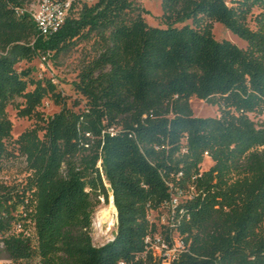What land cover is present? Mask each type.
I'll return each instance as SVG.
<instances>
[{"label": "trees", "instance_id": "trees-1", "mask_svg": "<svg viewBox=\"0 0 264 264\" xmlns=\"http://www.w3.org/2000/svg\"><path fill=\"white\" fill-rule=\"evenodd\" d=\"M160 4L163 27L133 0L74 2L43 38L21 0H0V174L19 164L22 176L0 179V260L162 264L144 243L157 232L152 213L167 219L165 240L184 241L170 264H264V126L250 117L264 113V0ZM213 23L246 47L214 39ZM73 38L94 40L73 83L82 110L17 68L55 58ZM192 98L218 115L194 116ZM45 99L59 111L45 117ZM8 107L35 126L13 138ZM108 188L116 228L95 246L93 215Z\"/></svg>", "mask_w": 264, "mask_h": 264}, {"label": "rangeland", "instance_id": "rangeland-1", "mask_svg": "<svg viewBox=\"0 0 264 264\" xmlns=\"http://www.w3.org/2000/svg\"><path fill=\"white\" fill-rule=\"evenodd\" d=\"M22 5L26 10H30L37 0H21ZM98 0H76V4L84 2L88 5L95 4ZM136 4L143 8L145 13L143 17L145 21L151 26L163 27L161 19L162 9L160 0H133ZM212 36L214 39L228 40L240 48H245L246 44L226 30L223 25L219 23H213L212 25ZM94 40H80L75 41L74 38L70 41V45L65 47L59 55L55 56L54 53L48 52V59L42 60V56L34 58L31 62H21L17 65L20 70L30 69L32 71L31 76L35 80H51L55 84L58 91L64 96L65 103L68 107L74 110H82L86 107V101L76 92L74 89V81L77 79V75L84 66V64L94 56L95 51L93 49ZM190 107L194 116L197 117H213L218 115L217 106H211L204 101L192 98L190 100ZM39 111L45 116H51L59 111V107L54 105L52 101L45 99L39 108ZM8 117L12 123V136L17 138L21 133L26 130H30L35 126L36 121L34 119L21 118L17 116V112L12 107L7 108ZM251 119L258 125L264 126V113L259 116H250ZM211 165L209 159L205 158L202 169H206ZM20 170L19 164L10 168L8 171H4L0 174V179L12 180L13 178H21L18 175ZM111 201V193H109L108 201L105 202L103 199L100 200L99 205L95 209L93 215L92 229L90 236L92 243L95 246H100L112 239V236L116 228V214L113 211L110 214V221L103 225L102 231L96 228L97 214L102 208L109 207ZM109 224V225H108ZM111 225V226H110ZM106 232V233H105Z\"/></svg>", "mask_w": 264, "mask_h": 264}, {"label": "built area", "instance_id": "built-area-1", "mask_svg": "<svg viewBox=\"0 0 264 264\" xmlns=\"http://www.w3.org/2000/svg\"><path fill=\"white\" fill-rule=\"evenodd\" d=\"M81 1V0H80ZM76 0H37L30 10L24 9L35 25V29L39 36L48 38L56 34L64 24L67 14L70 11L73 3ZM42 60L48 59V55H41ZM109 131H112L110 129ZM204 157L208 158L205 152ZM179 199L173 195L169 202L168 208L173 212L174 208L178 205ZM150 224H155L157 232L147 233L144 238L146 250L150 251L153 256L158 257L162 264H170L177 256L185 250V245L182 237L173 234L169 240H165L160 233V226L167 223L164 215H160L159 219H154L152 213L148 215ZM21 231V226L16 225L14 232ZM0 264H11L10 261L0 260Z\"/></svg>", "mask_w": 264, "mask_h": 264}, {"label": "bare ground", "instance_id": "bare-ground-1", "mask_svg": "<svg viewBox=\"0 0 264 264\" xmlns=\"http://www.w3.org/2000/svg\"><path fill=\"white\" fill-rule=\"evenodd\" d=\"M109 207L102 208L99 213L97 214V219H96V228L97 230L102 231L103 225L107 224L110 221V214L115 210L113 207V204L110 202ZM111 212V213H110ZM109 225V224H108ZM111 226V225H110ZM106 233V232H105Z\"/></svg>", "mask_w": 264, "mask_h": 264}, {"label": "water", "instance_id": "water-1", "mask_svg": "<svg viewBox=\"0 0 264 264\" xmlns=\"http://www.w3.org/2000/svg\"><path fill=\"white\" fill-rule=\"evenodd\" d=\"M108 192L111 193L109 188H108ZM111 201H112V204H113L112 196H111ZM114 209H115V207H114ZM115 214H116V209H115Z\"/></svg>", "mask_w": 264, "mask_h": 264}]
</instances>
